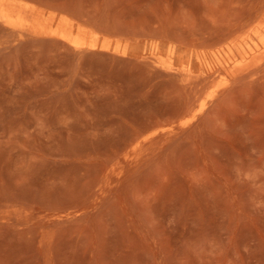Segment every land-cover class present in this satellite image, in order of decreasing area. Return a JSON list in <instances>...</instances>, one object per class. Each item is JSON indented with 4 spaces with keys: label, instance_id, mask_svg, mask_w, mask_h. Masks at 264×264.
<instances>
[{
    "label": "rangeland",
    "instance_id": "rangeland-1",
    "mask_svg": "<svg viewBox=\"0 0 264 264\" xmlns=\"http://www.w3.org/2000/svg\"><path fill=\"white\" fill-rule=\"evenodd\" d=\"M0 264H264V0H0Z\"/></svg>",
    "mask_w": 264,
    "mask_h": 264
},
{
    "label": "bare ground",
    "instance_id": "bare-ground-1",
    "mask_svg": "<svg viewBox=\"0 0 264 264\" xmlns=\"http://www.w3.org/2000/svg\"><path fill=\"white\" fill-rule=\"evenodd\" d=\"M31 6V5H30ZM13 8V7H12ZM18 13V12H17ZM16 13V14H17ZM3 15V16H2ZM2 15H1V17H5V18H7L8 16V13L6 14V12H4L3 10H2ZM9 19H11V18H9ZM12 20V19H11ZM13 21V20H12ZM69 22H71V21H69ZM27 23V22H26ZM23 24V23H22Z\"/></svg>",
    "mask_w": 264,
    "mask_h": 264
}]
</instances>
